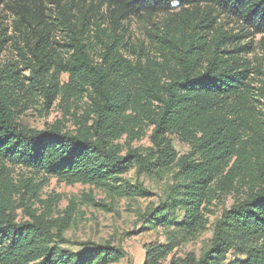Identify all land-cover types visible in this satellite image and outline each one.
<instances>
[{
  "label": "trees",
  "instance_id": "obj_1",
  "mask_svg": "<svg viewBox=\"0 0 264 264\" xmlns=\"http://www.w3.org/2000/svg\"><path fill=\"white\" fill-rule=\"evenodd\" d=\"M4 53L0 264L119 263L122 247L65 236L70 213L38 214L33 178L135 199L150 195L139 178L153 173L174 181L141 215L165 236L144 244L143 264H264V0H0ZM41 97L88 101L74 130L29 128L21 110ZM148 131L151 147L130 145ZM15 168L33 174L24 194ZM241 191L199 253L180 254L209 229L214 201ZM18 195L31 220H17Z\"/></svg>",
  "mask_w": 264,
  "mask_h": 264
},
{
  "label": "rangeland",
  "instance_id": "obj_2",
  "mask_svg": "<svg viewBox=\"0 0 264 264\" xmlns=\"http://www.w3.org/2000/svg\"><path fill=\"white\" fill-rule=\"evenodd\" d=\"M131 26L134 35L142 39V23L138 19H134ZM260 38V36H256L255 42H258ZM6 56L4 53L0 60L6 59ZM63 79L67 81V76L64 75ZM42 101L41 97L37 101L31 100L25 104L20 114L22 124L29 128L44 129L56 121H61L66 130H74L75 116L84 113L88 100L83 98L67 103L62 99H57L50 105H46ZM125 138H122L120 143L127 144ZM173 143L181 155L189 151V147L175 137H173ZM130 145L141 148L151 147L150 132L148 131L141 139L130 142ZM14 171V178L21 186L22 194H24L30 186L20 180L30 178L33 174L22 168H15ZM125 177L134 182L136 179L134 170ZM33 179L41 187L40 198H34L31 205L37 213H46L53 219L65 218L67 213H70L72 220L65 236L72 241H109L114 246L122 247L126 256L116 264H143L144 244L165 241L162 231L147 229V224L143 222L141 215L149 208L158 206L160 201L164 199L168 186L174 181L172 174L142 175L139 181L143 183L150 195L135 199L113 197L107 190L89 184H68L56 178L42 180L38 176ZM240 195H243V191L240 194H236V192L227 193L215 200L211 205L213 213L209 214L211 220L209 229L180 249V254L189 250H195L199 253L200 249L212 237V227L215 220ZM22 197L24 196L18 195L17 197L19 205H21L17 210V220H31L23 207V201L25 202L27 197H24L23 200ZM70 248L77 252L82 251L79 246ZM232 256L230 255V257Z\"/></svg>",
  "mask_w": 264,
  "mask_h": 264
}]
</instances>
